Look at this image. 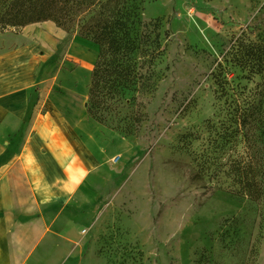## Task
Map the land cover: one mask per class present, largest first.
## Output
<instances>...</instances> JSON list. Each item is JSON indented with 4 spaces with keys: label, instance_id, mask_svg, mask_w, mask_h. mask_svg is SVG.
Returning <instances> with one entry per match:
<instances>
[{
    "label": "rangeland",
    "instance_id": "374dc122",
    "mask_svg": "<svg viewBox=\"0 0 264 264\" xmlns=\"http://www.w3.org/2000/svg\"><path fill=\"white\" fill-rule=\"evenodd\" d=\"M129 5L146 38L142 78L106 126L88 118L99 176L83 189L81 245L57 264H264V198L241 194L230 174L249 151L244 134L253 135L238 125L242 110L264 120V67L253 59L264 60V0ZM62 33L48 63L53 81L80 64L67 53L78 34Z\"/></svg>",
    "mask_w": 264,
    "mask_h": 264
},
{
    "label": "crops",
    "instance_id": "0c3cea01",
    "mask_svg": "<svg viewBox=\"0 0 264 264\" xmlns=\"http://www.w3.org/2000/svg\"><path fill=\"white\" fill-rule=\"evenodd\" d=\"M62 30L47 21L0 36L13 38L0 41V264H57L81 245L83 189L101 162L88 143L90 83L78 75H91L99 50L73 37L67 53L80 64L53 81L48 63Z\"/></svg>",
    "mask_w": 264,
    "mask_h": 264
},
{
    "label": "trees",
    "instance_id": "16d2710c",
    "mask_svg": "<svg viewBox=\"0 0 264 264\" xmlns=\"http://www.w3.org/2000/svg\"><path fill=\"white\" fill-rule=\"evenodd\" d=\"M129 2L130 0H0V33L51 21L61 30L70 34L77 33L95 43L99 55L89 79L86 109L88 118L106 126L110 115L119 113L125 107L124 91H131L142 78L139 59L145 53L141 46L146 38H141L135 31L138 21L130 10ZM155 26L159 29L160 23ZM160 39L161 35L157 33L156 58L162 55ZM251 51L253 52L252 49ZM250 55L257 57L255 53ZM258 58L253 59L260 70L264 67V60ZM216 82L222 90L228 83L219 74ZM248 111L242 110L240 117L243 119L237 122L242 130L249 129L253 132V135L247 132L244 134L249 151L233 162L230 174L240 187V193L258 202L264 198V120L248 119L253 116V112L246 114ZM240 131L241 129L238 132ZM258 143L261 148L257 147Z\"/></svg>",
    "mask_w": 264,
    "mask_h": 264
},
{
    "label": "bare ground",
    "instance_id": "6f19581e",
    "mask_svg": "<svg viewBox=\"0 0 264 264\" xmlns=\"http://www.w3.org/2000/svg\"><path fill=\"white\" fill-rule=\"evenodd\" d=\"M53 32L51 31V30H49V32H47L46 34L44 33V32H41L40 31V33H38V36H45V35H51ZM89 68H91L90 66H89Z\"/></svg>",
    "mask_w": 264,
    "mask_h": 264
}]
</instances>
